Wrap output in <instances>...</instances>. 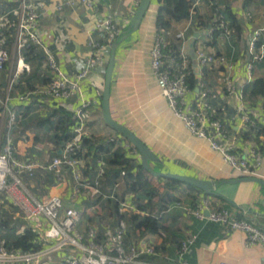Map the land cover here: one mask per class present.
<instances>
[{
	"label": "crops",
	"instance_id": "0c3cea01",
	"mask_svg": "<svg viewBox=\"0 0 264 264\" xmlns=\"http://www.w3.org/2000/svg\"><path fill=\"white\" fill-rule=\"evenodd\" d=\"M32 1L43 3L39 20L41 39L55 55L60 69L67 75L83 70L86 59L92 54L91 40L103 39L94 29L98 21L109 16L115 17L123 38L116 52L110 92L113 119L131 130L161 160V163H150L154 171L190 176L219 184L216 195H208L200 189L192 190L187 184L168 185L162 178L148 175L157 194L139 203L146 208V214L159 219L162 229L158 234L135 232L128 222L126 248L132 245L152 246L161 253V257L143 256L140 259L142 263L175 264L174 259L181 242L193 239L194 245L185 256L188 264H264V248L261 245H248L245 233L229 232L220 223L198 220L188 215L184 209L174 207L176 202L200 204L209 200L212 210L225 209L234 218L250 221L264 230V185L225 183L247 177L231 169L222 155L212 150L208 141L193 136L174 116L163 96L162 86L152 68V51L158 31L159 0H151L144 20L135 32L130 31V25L141 0H91L92 7L67 6L65 0ZM212 1L221 9L230 8L238 20L241 32L235 31L230 38H225L224 35L215 36L211 22L214 14L211 4L199 0L192 2L195 10L192 22L187 20L173 26L169 40L176 43L175 36L191 25L187 34L188 40L182 42V52L188 57V69L196 75L197 87L188 95V101L194 102L201 92H208L210 103L220 113L231 136L236 138L235 153L242 159H249L251 153L258 149L264 159V135L258 134L257 129L246 127L241 119L243 114L238 111V107L243 105L244 113L250 114L264 128V97L252 98L245 93L252 82L257 79L264 80L262 60L255 64L253 78L249 82L250 58L247 55L248 41L264 28V0H254L247 6L245 0ZM19 2L20 0H0V15L17 8ZM61 5L63 9L59 11L58 7ZM199 21L203 22V26H200ZM14 36V32L7 34L6 46L10 59L0 72V99H9L5 113L0 108V152L7 141L11 140L14 157L19 161H31L37 166L33 178L24 176L25 187L32 196L42 202L50 197H61L65 208L85 210L79 227L82 232L93 222H96L100 231H104L106 227L116 225L119 221L117 201L126 197L128 191L124 177H116L120 161L122 162L117 156L125 151L131 159L128 161L141 164L134 152L125 149V143L120 139L119 144L96 154L97 146L101 142L121 136L104 117L103 95L112 49L106 51V66L92 72L82 82L81 93L73 99L56 100L30 96L22 100L21 97L30 91V85L34 87L45 83L43 76H48L49 71L45 66V59L38 66L30 63L24 53L18 54L14 47ZM259 41L261 45L264 44V32ZM194 43L206 54L223 55L234 64L231 78L237 89L235 96H226V86L221 81L225 72L223 68L202 67L193 58ZM41 51L43 50L38 47L36 53ZM21 57L24 58L27 68L20 73L17 70ZM167 63L172 64L170 60ZM35 74L38 76L28 83ZM14 76L17 79L16 84L9 92V82ZM89 102L92 104L87 122L89 139L86 138L87 144L84 145L88 157L84 159L88 166L86 178L89 180H94L99 170V160L97 164L92 161L99 156L105 163V174L101 178L102 196L98 198H90L86 194L75 195L69 169L64 170L65 182L57 183L45 168L54 158L63 157L64 142L54 139L56 135L62 134L58 127L60 117L54 116L55 110L72 113ZM12 113L17 116L15 123L11 121ZM115 158L118 159L117 162ZM259 174L261 177L257 179L264 182V164ZM116 184L119 189L114 192ZM112 194H115L117 201L107 198ZM26 230H32L38 235L37 244L42 246L41 250L56 242V239L48 236L52 233L49 221L24 219L7 201L5 195L0 194V244L4 241L11 243ZM70 256L71 252L64 250L46 259L44 264H65Z\"/></svg>",
	"mask_w": 264,
	"mask_h": 264
},
{
	"label": "built area",
	"instance_id": "2783aa9c",
	"mask_svg": "<svg viewBox=\"0 0 264 264\" xmlns=\"http://www.w3.org/2000/svg\"><path fill=\"white\" fill-rule=\"evenodd\" d=\"M210 1V0H199ZM67 6L75 7L84 5L92 7L91 0H65ZM42 2L32 0H20L18 7L7 14L0 15V72L10 59L7 50V32L14 30V47L18 54H23L26 47L30 44L41 48L45 54V66L49 71V82L47 85H38L34 90L26 93L21 99L30 96L49 97L56 100H70L81 93V84L92 72L98 68L106 66V51L114 47L121 31L117 26V19L109 16L99 20L95 26V32L100 34L103 39H92L90 46L92 54L86 59L85 67L78 73L67 75L58 65L55 55L45 46L40 36L39 20L41 15ZM63 6H59L61 11ZM190 23L195 15L194 7L190 13ZM219 28L224 32L225 38H230L235 34L234 30L228 26L223 16L215 18ZM129 23V21H128ZM189 25L177 34V38L186 42L187 34L190 30ZM264 32V28L255 33V36L248 41L247 55L250 58L248 70L250 80L257 62L264 60V44L259 45V40ZM163 32L156 34L155 46L152 51V68L158 78L163 96L175 117H177L186 129L195 137L208 141L212 150L220 153L224 162L236 172L244 177L259 178V170L263 167L264 159L259 150H254L249 159H242L236 153V138L224 127L220 113L209 101V93L201 92L194 102L188 101L191 90L186 81L188 71L187 58L184 55L183 62L178 68V72L172 73L165 69L163 50L168 46V41ZM196 60L200 66H217L225 70L221 79L226 88V96L233 97L237 93L236 86L231 78L234 64L223 55L206 54L204 51L194 47ZM18 72H24L27 64L24 58H19ZM17 75V74H16ZM16 76L9 82V92L16 84ZM91 86L95 87L94 83ZM242 96H240V100ZM9 99H0L2 113L7 109ZM92 104L86 103L81 108L72 111L73 119L76 122L74 136L67 142L63 149V157H56L51 164L46 166V170L51 173L57 183L65 182V169H69L72 174L74 184V194L82 196L86 194L90 198L102 196L101 178L105 174V163L98 161L99 170L94 180H89L85 176L88 167L84 158H77L79 152L85 154L82 149L83 140L89 138L87 122L90 119V107ZM243 124L252 128L257 122L250 114H245L243 105L238 107ZM16 114L12 113L11 121L15 123ZM120 136V135H119ZM233 137V138H232ZM119 139L125 143V149L134 152L141 160L139 152L123 136L119 138H109L101 144H119ZM37 166L31 161H19L14 157V147L11 140L0 152V194L5 195L7 201L17 209L18 213L26 220L33 221L45 219L50 222L52 233L48 235L56 239L50 247L37 252H24L21 250H9L5 243L0 244V264H44L45 260L51 256L69 250L72 254L65 260V264H145L140 259L143 256L161 257V253L155 247H137L135 245L126 248V238L129 231V224L124 219H119L116 225H110L104 231H100L96 222L88 225L87 230L82 232L80 224L84 219L85 210L79 211L73 208H65L61 197H50L42 202L32 196L25 187L24 176L33 178ZM123 177L126 176L124 172ZM119 185L116 184L114 192H117ZM117 201L115 194L107 197ZM136 194L127 192L126 197L117 201L118 213L124 216L141 214L136 204ZM176 208H182L194 218L202 221H209L222 224L229 232L240 231L246 234L247 244L250 246L261 245L264 248V230L256 224L234 218L232 214L225 210H212L209 200H204L200 204H183L176 202ZM93 211V210H92ZM194 245L193 239L184 240L178 247L175 264H188L185 256ZM220 264H230L221 262Z\"/></svg>",
	"mask_w": 264,
	"mask_h": 264
},
{
	"label": "trees",
	"instance_id": "16d2710c",
	"mask_svg": "<svg viewBox=\"0 0 264 264\" xmlns=\"http://www.w3.org/2000/svg\"><path fill=\"white\" fill-rule=\"evenodd\" d=\"M192 2L193 0H159L160 3V9H159V13H158V17H157V30L158 32H163L168 41V46L163 50V54H164V63H165V69L172 72V73H176V71L178 72V68L180 67V65L183 62V57H184V53L182 52V41H180L176 37L177 42L176 43H171L169 40V34H170V30H172L173 26L176 24H180L184 21H187L190 19V13H191V9H192ZM254 2V0H245V5H250ZM208 3L211 4V7L213 9V17L211 19L212 25H213V29H214V35L215 36H221L223 35V31L219 28V24L218 22H215V18L218 15H221L224 17V19L226 20V22L228 23V26L234 30V32L236 31V33L241 32V28L238 24V20L236 18V16L232 13V11L230 10V8L225 7L223 9H221L217 4H215L212 0L208 1ZM200 26H203V22L199 21ZM199 25V24H198ZM131 31V30H130ZM129 31V32H130ZM14 30L11 29L10 31L7 32V34H11L13 33ZM6 34V36H7ZM122 38L123 35L121 34L115 44L116 45H121L122 44ZM180 44H179V42ZM260 44V41L258 43ZM38 47L35 45H28L26 47V49L24 50V54L26 55V58L28 59V61L34 65H38L41 66V63L44 61L45 59V54L43 51H41V53H36L37 52ZM31 57V59H30ZM188 60V57H186ZM171 61L172 64L169 65L167 62ZM205 67V66H203ZM211 67V66H208ZM215 67V66H214ZM38 70H36L37 72ZM36 76H38L37 74L33 75L30 77V79L28 80V83H31ZM49 76V75H48ZM48 76H43L45 78V83L41 84V85H47L49 82ZM197 78L196 75L194 74L193 71L189 70L187 71V75H186V81L187 84L190 88V90L194 91L195 88L197 87V82H196ZM38 86V85H37ZM37 86L30 85L31 90H34ZM246 94H248L250 97H264V80L262 79H257L254 82H252L246 89L245 91ZM60 114L62 116H60ZM59 115V130L62 131L61 135H56L54 137V139L57 142H64L63 145L65 146V144L69 141L72 140L73 136H74V128H75V124L76 122L73 119V114L69 113L67 111H62V110H55V114L54 116H58ZM224 123V121H223ZM224 127L229 131L228 127L225 125V123L223 124ZM251 129H257V133L258 134H263L264 135V128L261 124L257 123L255 127H252ZM230 132V131H229ZM89 139V138H88ZM88 139H84L83 140V144H82V149H84V145L87 144V140ZM63 146V149H64ZM115 144H109V145H104V144H99L96 150V154L102 153L107 151L110 147H114ZM127 153L124 151L123 153L120 154V156H117V158L119 160H122V162L120 161V165H119V172L118 174H116V177L118 179V177H123L122 174L125 172L126 176L124 177V179L127 182V187H128V191L127 192H132L134 194H136V202L138 204V209L141 212H145L146 208L144 206L140 205V201H143V199L149 198V197H154L157 194V190L153 187L150 179L148 178V175H152L149 171H147L146 169H144V167L140 164V163H132L128 160L129 157L126 155ZM88 154H83L82 152H79L78 155L76 156L77 158H87ZM115 158V159H117ZM118 159L115 161L117 162ZM100 160L99 156L97 159L93 160L92 162H94V164H97V161ZM102 160V159H101ZM88 167V166H87ZM87 172V171H86ZM86 172H85V176H86ZM161 180H165L166 184H185L181 181L178 180H174V179H168V178H162ZM189 188H191L192 190H197V188L193 185H189L187 184ZM196 203V202H195ZM118 216L120 219H124L127 222H129L132 226V229L137 232L139 231L140 233H152V234H158L161 231V226L159 223V219L153 215H146L143 216L141 214H133L131 216H124V215H120L117 212ZM38 241V235L33 232L32 230H26L24 234L15 237V239L13 241H11V243H8L7 241H4L5 246L9 249V250H21L24 252H37L40 251L42 249V246L37 244ZM182 243V242H181ZM181 245V244H180ZM178 250V249H177ZM151 257V256H149ZM156 258V257H153ZM145 260V259H144ZM149 260V259H146ZM145 262V261H144Z\"/></svg>",
	"mask_w": 264,
	"mask_h": 264
},
{
	"label": "water",
	"instance_id": "95a60500",
	"mask_svg": "<svg viewBox=\"0 0 264 264\" xmlns=\"http://www.w3.org/2000/svg\"><path fill=\"white\" fill-rule=\"evenodd\" d=\"M151 0H141L139 7L131 20L130 30L137 31L143 20L144 17L150 7ZM195 46V43H194ZM118 45H114L111 51L110 60L107 67L106 72V86L103 95V107H104V117L106 122L121 136L127 139L136 150L139 152L141 156V164L149 171L152 175L158 178H168L181 181L183 183L193 185L197 189L204 191L208 195H216V190L218 188V183L213 181H205L196 179L190 176L178 175V174H171V173H163V172H156L150 166V163H161V160L158 159L155 154L128 128L122 126L121 124L117 123L111 114L110 111V92H111V84L113 73L116 65V52H117ZM192 56L196 59L195 50L192 51ZM260 183L264 185L262 180L253 177L241 178L238 180L227 181L225 183L229 184H236V183Z\"/></svg>",
	"mask_w": 264,
	"mask_h": 264
}]
</instances>
